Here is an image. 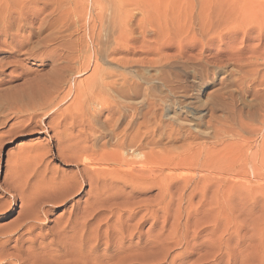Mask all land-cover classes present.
Listing matches in <instances>:
<instances>
[{
	"label": "rangeland",
	"instance_id": "1",
	"mask_svg": "<svg viewBox=\"0 0 264 264\" xmlns=\"http://www.w3.org/2000/svg\"><path fill=\"white\" fill-rule=\"evenodd\" d=\"M107 2L10 0L0 5V206L9 205L0 208V231H11L31 201V209L36 205L39 212L34 222L39 228L17 242L25 228L14 230L0 264H18L15 246L38 235L48 243L56 225L87 205L96 210L88 223L98 227L101 241L90 243L88 260L52 258L50 264L105 262L103 235L111 240L108 253L126 248L125 256L140 258L138 264H264V0H136L124 7L129 34L120 50L114 41L118 29L110 23L115 10ZM21 42L25 46L16 48ZM77 60L87 63L79 77ZM62 63L69 71L62 70L67 80L56 83V113L43 108L30 117L19 113L24 102L5 98L28 82L47 87ZM100 72L138 90L124 98L108 91L107 97L137 108L113 117L123 121L119 130L130 121L135 126L129 131L150 121L139 128L144 160L131 168L138 177L152 175L153 186L107 178L90 188L80 180V167L63 158L72 154L68 135L80 140L92 133L107 149L113 145L111 125H104L107 113L98 116L93 103ZM74 97L81 99L88 119H96L89 129L74 113ZM164 151L169 152L168 176L163 162L146 161L149 152L158 157ZM14 171L21 174L24 191L18 198L24 203L4 191ZM68 178L78 180V189L69 188L67 195L52 189ZM47 209L51 212L45 215ZM44 257L50 262L41 256L37 264H47Z\"/></svg>",
	"mask_w": 264,
	"mask_h": 264
},
{
	"label": "bare ground",
	"instance_id": "2",
	"mask_svg": "<svg viewBox=\"0 0 264 264\" xmlns=\"http://www.w3.org/2000/svg\"><path fill=\"white\" fill-rule=\"evenodd\" d=\"M9 1L0 0V5H7ZM107 1L109 2V4H111L110 5L111 6V10H112V8H114L113 10H115V13H112V17H111L110 23H111V26H112L111 28H113V29L117 28L118 29V34H117V31H116L117 38L114 41H115V44H116L115 48L117 47L118 50H120L122 45H123V43L127 40V36L129 34V33L128 34L125 33V29H124V26H123L124 18L125 19L127 18L126 15L124 14L125 13L124 7H126V6H128L129 4H132V3L134 5V2L136 0H106V2ZM125 1H127L128 3H125ZM143 7H145V10L146 9H147V11L149 10L148 6H143ZM4 14L5 13H3V15ZM90 32H91L90 34L93 35L94 30L92 29ZM2 37H4L5 39H11V41L13 40L11 36L5 35V36H2ZM4 42H5V40H3V43ZM25 44H26V42H21V43L15 44V47L18 48V49H22L25 46ZM94 54L96 55L97 53L94 52ZM71 59H74V58H71ZM86 59H88V58H86ZM62 61H64V60H62ZM69 61L70 60L68 59L67 62H69ZM85 61L87 62V60H85ZM85 61H84V63H86ZM81 62L78 61L77 62L78 65L76 63V65L78 66V67H76V70H77L76 71V73H77L76 76H78V77L80 76L81 72H85V70H87V65H86L87 63L86 64H82L83 62L82 63ZM118 63H119L120 66L123 65V61H119ZM69 64H70V62H69ZM62 65H65L64 68L62 66V68L58 69V71L57 70L55 71L53 69L54 73H56V72L57 73L53 76V79H51L52 82L47 86V87H49V86L53 87L54 86L55 88L53 87L51 90H48L46 86L39 85L37 82L36 83L34 82L33 84L28 82V83L24 84L23 86H20V88H18V89L14 88V90L11 91V93L5 94L4 95L5 98L7 100L12 101V102H18V103L24 102L25 104L21 108V111H19V113L28 114V116H30V117H31V115L35 114L38 110H42L43 108H50L51 109L50 115L56 113L57 109H55V107L58 104H55V101L58 99L57 95H58V93L60 91L59 90L60 88L59 89L56 88V85L58 84L57 82H61V81H63L65 79V73L62 70L67 69L69 71V68L66 67L67 64H63L62 63ZM124 66H125V64H124ZM88 67H89V65H88ZM73 70H74V68H73ZM97 71L98 70L96 68H95V70L92 71L93 73H91V76H93V78H94V76H95ZM73 72H75V71H73ZM100 73H97V79L96 80H97V83H98L97 86L99 87V90H98V92L93 94L94 96H92V97H94V100H95V101L93 100V103H95L98 106V110H97L98 113H99L98 116H101L104 112L107 113V116L104 118V125L105 126H110L111 125V130L108 131L109 132L108 135L110 136V139L113 140V145H112L111 149H107L108 144L105 141L102 142V137L101 136L100 137L95 136L92 133H89L90 136H88L86 134V136H88V137H85L84 139H83V137H81V139H83V140H81V139L77 140V139H74L71 135H68V137L66 135V137H67L66 138V142H71L72 140L74 141L70 146L67 147L72 152V154H69V155L70 156L73 155V156L70 157L68 155L65 158L62 153H61V155L59 154V156L63 155L64 159L68 158V160H70L71 162L76 163V167H80V169L78 170V175L80 177V180L82 181L83 184H88V186L90 188L92 186H94V185L103 184V182L107 178L114 179V180H123V181H125V179H132L135 182H137V183H134V184H137L136 185L137 187H140V186L144 187L145 185L153 186L155 178L152 175L144 177V174L146 172H143L142 173L143 176L138 177V176H136L134 174V170L131 168L132 166H135L139 161L144 160V159H142L141 154H142V151L146 147H143L144 144L141 143V140L139 139V137H140L139 136V134H140L139 133V128L140 127H145L146 128L147 126H150L148 124L150 121L148 122L147 120H144L142 122H138L136 124L137 130H133L132 129L131 131H129L128 130L129 128H131L132 126H135V124L132 123L134 121H130V122L127 123V125L125 126L124 129L122 128L123 130H119V128H121V125L123 124V121H121L119 123L118 119H114L113 117H115V115H118L119 112H121L122 110H126V111L127 110H134L135 111L137 108H135L133 106H130V105H123L122 102H119V101H109L110 94H108V91L115 93L116 96H118V97L124 98V97L128 96L130 92L135 94L136 91H138V90L137 89L135 90L136 86L135 87H131L132 85L131 86L128 85V86H126L127 87L126 88L122 84L118 85V84H116V80H113L111 76L108 77V73H106V74H104V73L100 74ZM93 78H91V80ZM66 80L67 79H65L64 81H66ZM86 80H88V79H86ZM89 80H90V78H89ZM109 80H111V81H109ZM93 84H94V82H93ZM80 93H82V92H80ZM76 95H78V94H76ZM108 95H109V97H107ZM78 97H79V95H78ZM74 101H75V104L77 105V108L74 107L76 109L75 112H74L75 115L78 117L79 121L81 120L80 123H82V124L85 123L84 124L85 127H87L89 129L90 128L89 126L92 127V124H94L93 122L96 121V119H94V121H91L90 118L88 119V117L86 116L87 113H85L86 109L84 110L83 107L80 108V106H79V102L81 101V99L79 101V98L76 99L74 97ZM135 116L137 117V114ZM73 118H70V120H69L70 123H78L79 122V121L77 122L78 119H73ZM82 118H84V120ZM28 120H31V118H29ZM67 121H65L64 123L62 122L60 124V126L63 127L62 128L63 130H64V126H65ZM82 124H80V125H82ZM75 126L76 125H74V127ZM58 127H59V125H58ZM72 127H73V125H72ZM82 127L84 128L83 125H82ZM67 128L68 129H66V128L65 129L68 130V131L66 132V130H65V132L67 134H69L68 133L70 131L69 127H67ZM85 130H86V128H85ZM93 133H94V131H93ZM60 137H61V135H60ZM76 137H78V136H76ZM63 139H65V138L62 137V140ZM145 140H147V139L145 138ZM57 141L60 144V138L59 137L57 138ZM147 143L148 142H145L146 145H148ZM67 144H69V143H67ZM67 150L68 149H66V151ZM128 151L132 152L131 156L128 155V153H127ZM168 153H169L168 151H164V153L161 156L156 157L152 152H149L147 154L146 161H149L153 165V164H155L156 160L158 159V161L163 162V164L166 167L165 170L167 171L168 170V166H169L168 165V163H169V155H168ZM143 155H144V153H143ZM133 157H134V159H133ZM120 168L122 170H120ZM148 169H151V167L149 165H148ZM150 171H152V170H150ZM168 174L169 173L167 171L165 176H168ZM19 175H21V174H19ZM19 175L17 174L16 171H14L10 181L8 183L7 182L3 183V186L4 187L6 186V188L4 189L5 192L10 193V194L11 193L15 194V195H12L13 196V201H15V199L16 200L19 199L18 198L19 195H21L23 193V191H24L23 188L20 186L21 180L19 178ZM75 179L76 178H73V179L70 180V178H68V180H70V181L62 179L63 181H61L60 184L57 183L56 186L53 185L52 189L56 190V191H58L59 189H62V190H64V192H62L63 195H67L68 194L67 192H68L69 188L74 187V191L76 189H78L79 182H78V180H75ZM162 182L164 183L163 180H162ZM43 185H44V183L42 184V186ZM24 187H25V185H24ZM38 188H39V185H38ZM45 189H48V188H45ZM45 189H44V191H45ZM33 191H35V190H33ZM19 200H21L24 203V197H22ZM61 200L63 201V199H61ZM31 202L33 203V201H31ZM25 203H27V202L25 201ZM32 203L30 205H29V203H27L28 206H29V208L27 207L28 211L26 213L23 211L24 214H22V215L19 214L18 220L16 222L17 225L14 226L11 231H5V232H1L0 231V253H1V250H2L3 246L8 244L10 242V240L12 239V237H14V236H12L14 230H16L18 228H21V229L25 228L23 233H21L19 235L18 239H17V237L15 238L16 239L15 242H17L18 240L22 239L23 235H31L34 230L39 228L38 224L34 223L36 220H38L39 212L37 211V206L36 205L33 207L34 210L31 209L30 206L32 205ZM8 206L2 205V206H0V208L3 211V209H6ZM84 206H86V205L84 204ZM95 211L96 210H94L93 208H89L88 205L86 207H84L83 211H79L78 209L73 211L69 215V217L64 220V222L60 223L61 225L60 224L56 225V227L54 228V231H53V232H55V231L56 232L52 233L53 236L51 237V240L50 239L48 240L49 241L48 243L41 242L40 241L41 237L38 235V238L36 237V238L26 239L27 241L25 243L23 242L25 240H23L21 244L18 243L19 246L16 244L17 246H15L13 249L17 253V255L14 253L15 257L17 259L16 258H14V259L17 260L18 264H37V261H38L39 258H41V256H48V260L47 261H50V262H46L47 258L45 259V257H44L45 261H43V262H46L47 264L48 263L50 264V263H52L51 262L52 258H53V261H57L55 259L65 258V257L74 260L75 256H76V258H77V256L80 257V258H86V257L88 258V255L93 252L92 248L90 247V243L94 241L93 244L98 245L99 241H97V240H100V239H98V235H97L98 227H95V226H94L95 228L89 227V223H88V221H89L88 219H90L89 217L92 216ZM50 212H51V209H47L46 211H44V214L46 215V214H49ZM15 233H16V231H15ZM103 234H105V233H103ZM107 234L109 235L110 233H107ZM103 236H105V238H106V239L104 238L105 242L103 240L104 245H105V247H104L105 248L104 249L105 262H102V263L97 262L98 264H129L130 259H132L131 261L136 262L134 264H138L140 262V258L139 259L138 258L134 259V258L126 257L125 256V252H126L127 249L123 248V247H119V246L114 247V249L110 253H108L109 240L110 239H107V238H109V236L108 237H106V235H103ZM117 236L118 235L115 236V239L118 238V240L120 242V240L122 239V237H121L122 235L120 234V232H119V236L118 237ZM110 238H113V237H111V235H110ZM120 243H122V242H120ZM25 244L27 245L26 247H25ZM151 248L155 249L153 247H151ZM151 248H150L149 251L152 250ZM82 249L86 250L85 251L86 254H82L81 253ZM48 253L51 256L54 254V257L53 256L50 257V255ZM149 254L150 253H148V255ZM146 255H147V253H146ZM3 257H0V258L2 259ZM49 258H50V260H49ZM93 258H95V257H93ZM5 259H6V257H5ZM93 260L94 259H92V261ZM92 261H89V262L90 263L95 262V260L93 262ZM112 261L113 262L116 261V262L112 263ZM85 263L87 264V261ZM39 264H41V263H39ZM55 264H59V263H55ZM64 264H67V263H64Z\"/></svg>",
	"mask_w": 264,
	"mask_h": 264
}]
</instances>
